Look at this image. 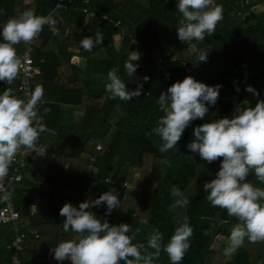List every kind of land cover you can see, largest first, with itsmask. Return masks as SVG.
Returning a JSON list of instances; mask_svg holds the SVG:
<instances>
[{"label":"trees","instance_id":"1","mask_svg":"<svg viewBox=\"0 0 264 264\" xmlns=\"http://www.w3.org/2000/svg\"><path fill=\"white\" fill-rule=\"evenodd\" d=\"M70 1L72 8L63 14L61 21L54 27L43 26L32 51L42 74L31 82V87L42 85L44 90L38 115L45 131L36 144L46 148L48 154L37 162L28 158L21 180L8 186L10 200L20 214V229L28 234L20 253L21 264H47L46 257L52 253L50 246L55 247L60 241L75 237L71 230H63L65 217L59 214L63 206L59 200L78 207L80 202L94 200L105 191L117 195L125 208L122 212L112 210L110 215H105L106 204L93 206L90 211L97 218L110 224H129L132 231L128 235L133 237V243L140 242L145 246L152 230L158 229L166 244L173 234L174 207H171L170 189L177 185L182 191L192 180L195 169L186 146L187 128L177 150L159 151L163 141L151 131L157 126L158 118L164 115L160 110L159 95L172 83L190 75L207 85H221L217 100L219 107L212 120L228 116L232 110L228 97L257 69L247 53L239 50L251 39H264V17L256 19L251 2L242 8L234 5L235 0H215L216 4L223 6V19L216 25L212 36L206 35L198 42V47L207 49V61L200 62L197 57L196 67L187 70L184 64L195 52L190 51L189 42L177 38L176 28L182 19L176 7L178 0ZM54 2L0 0V28L9 18L29 9L46 17ZM82 8L107 14L120 24L86 21ZM238 11L250 15L242 19L237 15ZM230 13L239 18L238 24H230ZM87 26L93 38L98 31L104 35L103 44L92 51H85L79 44ZM0 42H3L2 36ZM25 45L21 42L14 46L19 58ZM75 47L87 60L84 69L71 62L74 55L71 49ZM224 48L230 52H224L220 60ZM136 50L140 54V59L134 61L138 68L133 78H127L124 62L128 52ZM253 52L264 63V44L254 47ZM220 61L223 63L221 68H198L219 66ZM113 67L119 69L118 75L125 79L129 90L135 89L136 79L149 78L143 83L139 97L128 102L110 98L104 81ZM19 80L20 72L11 85L0 81V94L10 87L17 97L23 99L18 89ZM252 87L258 95L252 93L246 100L254 105L257 100H264V71L252 79ZM246 96L244 90L239 100ZM45 108L49 109L47 113ZM214 110L215 104L209 106L208 114ZM76 112L80 114L76 116ZM194 121L197 126L211 120L204 117ZM98 144L102 147L96 150ZM165 159L170 163H164ZM51 161L60 167L67 163V168L58 171ZM219 167L220 159L212 163L205 161V182L214 178ZM106 178L116 184L105 181ZM247 180L255 187L264 188V183L254 172ZM206 195L203 189L188 207V223L193 234L182 264H264V247L247 239L231 258L223 255L230 230L238 221L229 217L225 209L213 207ZM142 219L147 223L141 224ZM33 230L37 231V238L33 237ZM13 235L11 224H0V264H10L11 250L7 244ZM219 236V245L214 250L213 244ZM167 259V254L162 251L154 264H167Z\"/></svg>","mask_w":264,"mask_h":264},{"label":"clouds","instance_id":"2","mask_svg":"<svg viewBox=\"0 0 264 264\" xmlns=\"http://www.w3.org/2000/svg\"><path fill=\"white\" fill-rule=\"evenodd\" d=\"M182 19L176 28L177 38L181 42H200L216 32V25L223 19V6L215 0H178L176 4ZM49 17L38 16L33 10H25L16 17H11L0 28V81L11 85L23 67L15 45L21 42L31 43L37 38ZM104 35L98 31L95 37L85 36L80 45L85 51H92L102 45ZM135 43V40L134 42ZM200 62L207 61V49H196ZM140 59L137 51H129L124 62L127 78L135 76ZM119 69L113 67L107 72L104 88L111 99L124 102L139 97L143 91L142 81L136 79V87L129 90L125 79L118 75ZM221 85H207L185 76L162 91L159 95L160 116L157 126L151 131L163 141L159 147L161 153L176 149L179 140L189 124L203 120L219 97ZM246 91L258 95L252 86ZM42 85L30 90L25 101L17 97L12 88H6L0 94V181L7 176L10 165L14 162L21 148L27 153L35 152L45 155L46 148H37L36 143L44 125L38 115V106L43 102ZM49 109L45 108L47 113ZM194 139L186 146L190 152L198 154L200 159L212 163L220 159V167L214 178L204 182L206 199L213 207L225 209L229 217L238 221L233 225L228 236L223 255L231 258L244 245L245 239L250 243L264 242V188L255 187L247 180L254 172L256 178L264 183V100H257L254 105L245 100L238 104L231 118L227 116L199 124L193 128ZM222 158V159H221ZM164 163H170L165 159ZM173 198L171 207H183L188 197L177 185L170 189ZM11 193H5L3 199L10 200ZM106 204L105 215L113 209L120 208L117 195L105 191L94 200H84L78 207L64 203L59 214L65 217L64 232L71 230L75 238L60 241L51 249L57 261L69 260L71 264H154L161 252H165L171 264H181L185 253L190 248L189 238L192 227L185 217L179 221L174 233L166 244L163 234L153 229L144 243H133L129 224H110L107 220L97 218L90 211L95 206ZM141 224L147 223L145 220ZM223 223V221H221ZM206 234V233H205ZM151 250V251H150Z\"/></svg>","mask_w":264,"mask_h":264},{"label":"built area","instance_id":"3","mask_svg":"<svg viewBox=\"0 0 264 264\" xmlns=\"http://www.w3.org/2000/svg\"><path fill=\"white\" fill-rule=\"evenodd\" d=\"M85 2L87 0H84ZM250 3V0H235L234 5L245 7ZM71 1L70 0H55L54 5L50 13L46 16L50 18V22L46 25L50 27H54L59 21L63 19V14L71 9ZM82 12L85 14V19L87 20H94L97 24L101 22H111L114 26H118L120 22L118 20L111 19L107 14H100L94 11L88 10L87 8H82ZM237 15L240 16L242 19L249 16V12H237ZM91 30L87 26L83 32L81 39L85 36H90ZM39 39V34L36 39H34L31 43L26 44L23 53L21 54L20 58L22 60L23 67L20 70V80L18 84V89L20 91L21 96L26 101L28 99V94L31 87V82L39 75L42 74V70L38 65L35 64L32 51L36 45L37 40ZM80 39V40H81ZM79 40V44H80ZM134 42L131 40V43ZM137 51V50H136ZM36 147L44 148L40 144H36ZM101 144L96 146V150L101 149ZM27 149L21 148L14 160V162L10 165L7 176L0 181V224H11L14 230V235L8 241V248L11 250L10 255V264H21L20 253L23 250L24 243L28 234L25 231L20 229V214L19 211L16 209L14 203L11 200L5 201L3 199L5 193H9V184L17 183L22 178V169L25 168L26 161L30 158L31 155L38 156L34 151L26 154ZM46 153V149H45ZM39 157V156H38ZM91 161L94 160L93 157L90 158ZM58 171L67 168V163H65L62 167L50 162ZM105 181H110L108 178ZM112 184H116L115 181H110ZM31 212L34 211L33 206L30 207ZM34 238L38 237L37 232L32 233Z\"/></svg>","mask_w":264,"mask_h":264},{"label":"water","instance_id":"4","mask_svg":"<svg viewBox=\"0 0 264 264\" xmlns=\"http://www.w3.org/2000/svg\"><path fill=\"white\" fill-rule=\"evenodd\" d=\"M254 15L256 17V19H261L264 17V0H262V6H260L259 8H254L253 9ZM264 44V39L262 40H258V41H254V40H250L249 43L240 48L239 51L244 50L248 57L256 63L257 65V69L256 71L252 72L251 74H249L240 84L239 86L234 90V92L228 97L231 100L232 103V110L229 113V115L227 116L228 118H231L234 115V110L236 108V106L238 104H242L244 100L248 99L251 97L252 92L251 91H247V96L242 99H240V96L242 94V92L244 90H246V86H252V79L258 75H261L264 71V63L261 60V58L259 56H257L254 52H253V48L257 47L259 45H263ZM194 46L196 49H201L200 47H198V42L193 41V42H189V48L192 52L194 51ZM224 52H230V50L228 48H224L220 54V60L222 57V54ZM236 53V52H235ZM197 54L196 52L193 54L192 58L190 61L185 62V68L187 70H191L193 67H196V63L195 60L197 58ZM86 65V59L85 58H80L78 61V66L82 69H84ZM223 66L222 61H220V65L216 66V65H209L206 67H198L199 69H215V68H221ZM219 107V103L218 101H216L215 103V110L213 113L211 114H206L205 118L208 120H212L214 114L217 112ZM195 121H192L189 126L187 127V144L194 139V135H193V128L195 127ZM188 154H189V158L190 161L192 162L195 172H194V176L192 178V180L189 182V184L182 190L183 194L185 196L188 197V202L183 206V207H174L173 211H172V229H173V233L175 231V228L178 226V222L184 220V218H187L188 221V207L189 205L197 198V196H199V194L201 193V191L203 190V184L205 182V176H206V169H205V161L201 160L198 154L192 153L190 152V150L188 149ZM41 187V185H40ZM59 202L63 205L64 203H66V201H62L59 200ZM71 203V202H68ZM74 206V203H71ZM57 264H71V262L69 260H64V261H58ZM167 264H171V262L169 261V258L167 259ZM182 264V262H181Z\"/></svg>","mask_w":264,"mask_h":264},{"label":"crops","instance_id":"5","mask_svg":"<svg viewBox=\"0 0 264 264\" xmlns=\"http://www.w3.org/2000/svg\"><path fill=\"white\" fill-rule=\"evenodd\" d=\"M251 2V1H250ZM255 5V6H254ZM252 7H251V11L253 12V9L254 8H259L260 6H262V2H257V4H254ZM250 20V19H249ZM251 21H253V20H251ZM38 43V40H37V42H36V44ZM190 49V48H189ZM72 51H73V53H74V55L71 57V62L72 63H75V64H77L78 65V61H79V59L80 58H84V57H82V56H80L79 54H78V52H79V49L78 48H72L71 49ZM191 51V50H190ZM138 52V51H137ZM192 52V51H191ZM86 63H87V60H86ZM86 66V65H85ZM77 114L79 115L80 113H77L76 112V116H77ZM48 153H47V151H46V153H45V155L44 156H36V155H31L30 156V160L31 161H33V162H37V161H40V160H42L46 155H47ZM66 202H68V201H66ZM33 232H37V231H34L33 230ZM75 237H73L72 239H74ZM259 245L261 246V247H264V242H261V243H259ZM50 249L51 248H53L52 246H50L49 247ZM55 261H56V259L54 258V256H53V253H49L48 254V256L46 257V263L47 264H55ZM42 262H45L43 259H42Z\"/></svg>","mask_w":264,"mask_h":264},{"label":"rangeland","instance_id":"6","mask_svg":"<svg viewBox=\"0 0 264 264\" xmlns=\"http://www.w3.org/2000/svg\"><path fill=\"white\" fill-rule=\"evenodd\" d=\"M250 1L254 5L255 3L259 2L260 0H250ZM229 19L232 21L230 23L231 25L238 24V22L240 21L239 18L234 13H230ZM119 207L120 208L113 209L114 212H122L124 210V208H125V204H120ZM51 239L53 240V238H51ZM220 239H221V237L219 236V237H217L216 241L214 242V244H213V249L214 250L217 249Z\"/></svg>","mask_w":264,"mask_h":264}]
</instances>
